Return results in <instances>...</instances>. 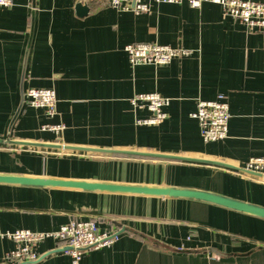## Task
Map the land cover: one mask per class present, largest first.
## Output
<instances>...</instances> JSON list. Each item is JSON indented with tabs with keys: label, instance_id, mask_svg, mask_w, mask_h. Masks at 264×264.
I'll list each match as a JSON object with an SVG mask.
<instances>
[{
	"label": "crops",
	"instance_id": "1",
	"mask_svg": "<svg viewBox=\"0 0 264 264\" xmlns=\"http://www.w3.org/2000/svg\"><path fill=\"white\" fill-rule=\"evenodd\" d=\"M89 11L78 15L76 5ZM143 13L106 0H13L0 7V139L29 88H51L56 112L32 108L25 96L10 139L131 149L225 162L237 167L264 156V32L222 16L218 4L148 1ZM156 42L190 53L165 65L131 66L124 46ZM156 92L170 99L155 125L130 99ZM225 96L224 139L204 142L190 117L196 100ZM62 123L57 137L42 131ZM0 174L198 188L264 206V179L238 170L154 157L0 143ZM94 219L108 245L88 250L81 264H264V219L175 198L82 192L0 184V231L57 230L71 218ZM14 242L0 237V264ZM47 237L38 259L70 264Z\"/></svg>",
	"mask_w": 264,
	"mask_h": 264
},
{
	"label": "built area",
	"instance_id": "2",
	"mask_svg": "<svg viewBox=\"0 0 264 264\" xmlns=\"http://www.w3.org/2000/svg\"><path fill=\"white\" fill-rule=\"evenodd\" d=\"M181 3L198 8L204 2L218 4L224 18H231L243 25L248 31L264 32V0H106L107 4L119 11L134 13L148 12L149 3ZM13 0H0V7H11ZM131 66L150 64L165 65L173 58L190 53L181 47H171L156 42H133L124 46ZM25 99L32 108L44 110L47 117L56 112V96L51 88H29L25 91ZM170 99L156 92L137 93L130 103L135 110L145 109L150 115L146 118H136V124L155 125L166 118L165 108ZM190 117L198 124L199 134L204 142L222 140L227 135V125L230 117L226 98L218 94L212 100H196L195 109ZM42 131H49L57 137L64 129L62 123H45L40 126ZM264 176V156L248 158L240 167ZM242 172V171H240ZM244 173V172H243ZM0 237H6L14 242L13 248L6 251L2 264H23L38 259L36 247L47 237L53 238L59 251L70 258V264H81L82 256L90 249L108 245L116 237L100 233L94 219L71 218L57 230L51 232L17 229L0 231Z\"/></svg>",
	"mask_w": 264,
	"mask_h": 264
},
{
	"label": "water",
	"instance_id": "3",
	"mask_svg": "<svg viewBox=\"0 0 264 264\" xmlns=\"http://www.w3.org/2000/svg\"><path fill=\"white\" fill-rule=\"evenodd\" d=\"M31 16L34 14L35 0H31ZM78 15H84L89 11L88 5L85 2H79L76 5ZM24 92L21 94V101L18 108L15 110L7 129V137L0 139V143L28 146L37 148H48L58 150H68L77 152H86L91 154H120L129 156H143L154 157L178 161L198 162L205 164L218 165L233 170L242 171L248 175L264 179L259 173L242 170L240 167L220 162L216 160H208L202 158H192L187 156L171 155L156 152H141L131 149H109V148H93L84 146L65 145L61 142H31L25 140H13L9 138L12 125L20 112V108L24 101ZM0 184L18 185L25 187L45 188V189H72L82 192H102V193H118L136 196L149 197H163L200 201L225 209H229L242 214L258 217L264 219V206L229 197L223 194L202 190L198 188L180 187V186H162V185H148V184H129L119 182H105V181H90L79 179H64L55 177H40L30 175H14V174H0Z\"/></svg>",
	"mask_w": 264,
	"mask_h": 264
}]
</instances>
